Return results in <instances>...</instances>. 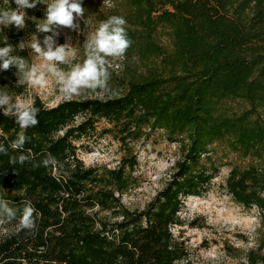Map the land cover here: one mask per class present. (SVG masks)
<instances>
[{
  "label": "trees",
  "instance_id": "obj_1",
  "mask_svg": "<svg viewBox=\"0 0 264 264\" xmlns=\"http://www.w3.org/2000/svg\"><path fill=\"white\" fill-rule=\"evenodd\" d=\"M119 6L98 14L100 21L124 17L132 41L122 76L110 75L108 97L53 108L33 103L39 123L26 130L25 151L36 162L51 153L63 168L10 164L20 154L10 147L20 129L0 113V143L8 148L0 154V198L17 208L31 201L42 213L34 234L21 230L18 218L0 225L8 231L0 237V264H188L171 229L182 225L189 197L207 194L229 153L250 161L232 168L226 187L235 201L261 212L260 239L246 264H264V0H121ZM14 7L13 1L6 10ZM26 10L25 28L14 26L0 47L11 44L12 55L30 65L27 47L16 45L45 34ZM16 72L0 69L20 77ZM5 87L23 92L1 81ZM102 122L107 126L99 129ZM160 130L180 145L181 158L155 198L131 210L122 197L137 184L132 144ZM98 133L121 145L117 167L86 166L79 158L75 143ZM222 148L227 154L220 159Z\"/></svg>",
  "mask_w": 264,
  "mask_h": 264
},
{
  "label": "rangeland",
  "instance_id": "obj_2",
  "mask_svg": "<svg viewBox=\"0 0 264 264\" xmlns=\"http://www.w3.org/2000/svg\"><path fill=\"white\" fill-rule=\"evenodd\" d=\"M14 0H0L1 10H6ZM121 0H83L84 17L77 18L79 30L59 28V35L55 38L56 43H69L70 48L75 51L76 57L72 64L82 63L85 59L84 43L100 24L98 14H109L120 7ZM52 0H45V4L38 3L36 8L27 9L28 16L33 20H39L37 24L43 23L46 4ZM40 16V17H39ZM14 25L7 27L0 33V39L11 38ZM51 34V33H50ZM43 40V39H42ZM41 40V41H42ZM32 41H27V47L31 58V64L40 67L45 63L31 47ZM110 74L122 76L125 69V59L109 58ZM65 71L69 65H59ZM0 73V83L4 82L23 88L19 95L17 89L6 91L13 97L22 98L34 103L40 99L48 108H53L61 102L67 101L59 91L56 78L48 77V84L44 88H33L28 84H20V77ZM111 78V77H110ZM5 89L0 88V91ZM108 96L99 90L92 91L84 89L79 96L72 100L81 99H105ZM78 122L81 118L77 119ZM102 122L99 129L106 127ZM77 154L86 166L106 165L115 168L119 165L123 156L121 145L111 137L96 134L91 138H81L76 143ZM134 152L139 161L135 170L137 184L122 197V202L131 210H143L162 190L173 173V168L181 158L180 145L166 139L165 133L160 131L152 133L148 138L134 142ZM222 148L219 150L218 158L223 159L227 154ZM223 155V156H222ZM250 161L242 158L236 153H229L222 160L219 172L213 178L211 188L204 195L191 196L185 201L183 210L179 213L182 225L172 227L174 237L183 241L187 252L188 264H246V255L249 251L256 249L260 237L262 219L260 211L256 206L248 209L238 203L227 191V178L234 166L247 167ZM7 230L0 232V237L7 234Z\"/></svg>",
  "mask_w": 264,
  "mask_h": 264
},
{
  "label": "clouds",
  "instance_id": "obj_3",
  "mask_svg": "<svg viewBox=\"0 0 264 264\" xmlns=\"http://www.w3.org/2000/svg\"><path fill=\"white\" fill-rule=\"evenodd\" d=\"M38 3L45 4V0H14L16 7L0 11V26L7 28L14 25L17 29L25 28L27 14L24 9H34ZM84 9L83 0H52L46 4L44 22L36 24L37 32L45 34L43 40L35 37L29 45L33 52L45 61L43 70L35 64L29 65L22 57L12 55L14 48L11 44L0 47V69L8 71L15 67L16 73L20 74L18 83H26L33 88L46 87L48 77L53 76L59 85V91L69 101L79 96L84 89L110 93L112 90L108 85L111 75L108 70L109 58L123 57L132 44L126 30L127 21L124 17L115 15L101 21L84 43L83 62L72 64L76 53L70 48L69 43L59 45L56 43L55 38L59 35L56 29L68 28L78 31L79 24L76 21L77 18L84 17ZM16 47L23 51L25 43L22 41ZM62 64L69 65V70L61 69L59 65ZM39 112L40 109L31 101L22 98L13 100L8 92L0 91V113L6 117H13L20 129L10 145L11 149L19 150L20 154L10 156L9 163L13 165L32 163L33 167L51 168L56 171L63 168V164L51 153L44 154L43 159L36 162L32 150L29 148L25 151V145L30 140L26 130L38 125ZM0 154L8 155V148L3 143H0ZM11 205V201L0 198V225L11 223L18 218L19 228L34 234L42 213L31 201L23 202L22 208Z\"/></svg>",
  "mask_w": 264,
  "mask_h": 264
}]
</instances>
